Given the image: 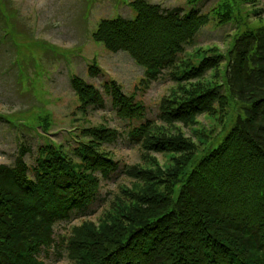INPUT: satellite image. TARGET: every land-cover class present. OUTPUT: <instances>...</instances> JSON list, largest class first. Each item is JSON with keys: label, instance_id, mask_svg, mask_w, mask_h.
<instances>
[{"label": "trees", "instance_id": "trees-1", "mask_svg": "<svg viewBox=\"0 0 264 264\" xmlns=\"http://www.w3.org/2000/svg\"><path fill=\"white\" fill-rule=\"evenodd\" d=\"M129 5L134 19H102L93 38L143 67L144 86L164 75L174 81L157 118H147L145 105L113 79L103 82L104 92L78 75L70 83L83 115L104 109L110 98L117 117L132 126L130 141L143 162L126 168L116 160L107 146L123 134L100 124L76 130L71 152L51 142L37 149L34 165L25 149L13 164H0V264H46L56 226L92 216L102 181L119 171L134 185L98 225L84 219L66 229L69 264H264V28L236 36L225 53L199 51L196 62L179 64L209 15L147 0ZM224 7L221 18L230 22ZM102 73L96 63L88 66L89 77ZM208 73L224 82L206 81ZM230 99L240 113L228 131L212 138L194 130L208 144L198 157L197 142L176 124L195 128L201 115L224 123ZM152 154H167L170 162Z\"/></svg>", "mask_w": 264, "mask_h": 264}, {"label": "rangeland", "instance_id": "rangeland-1", "mask_svg": "<svg viewBox=\"0 0 264 264\" xmlns=\"http://www.w3.org/2000/svg\"><path fill=\"white\" fill-rule=\"evenodd\" d=\"M133 1L0 0V164H13L18 153L25 149L28 152L26 162L34 165L37 149L51 142L71 152L76 130L100 124L116 128L123 134L116 146H107L116 160L126 168L142 164V150L131 143L128 134L132 126L117 117L110 98L106 96L104 109H89L83 115L78 111V99L70 83L72 76L78 75L104 92L103 82L113 79L126 94L136 95L145 105L147 118H157L161 100L176 89L174 81L164 75L144 86L143 67L128 53L110 52L93 38L102 19H134L136 12L129 5ZM147 1L164 8L179 7L185 12L195 7L201 14L209 15V24L198 33L193 44L186 47V55L180 56L179 64L189 58L196 62L195 54L199 51L201 57L213 48L225 53L236 36L264 28V0ZM225 4L230 6V22L221 18L228 10ZM93 62L103 71L96 78L87 74ZM221 70L224 74V65ZM214 75L208 73L206 81L224 82L221 76L216 80ZM239 113L235 101L230 99L224 123L215 117L201 115L195 128L176 125L197 142L200 157L208 144L201 145L194 130L217 138L223 128L226 131L231 128ZM152 155L162 165L170 162L167 154ZM191 169L192 166L188 171ZM134 183L135 180L122 171L113 174L111 180H103L101 197L92 216L75 219L71 225L59 223L56 226V242L44 257L46 264H69L61 240L67 226L69 231L71 226L82 225L86 220L98 225L107 218L104 211L117 208L122 190L131 188Z\"/></svg>", "mask_w": 264, "mask_h": 264}]
</instances>
